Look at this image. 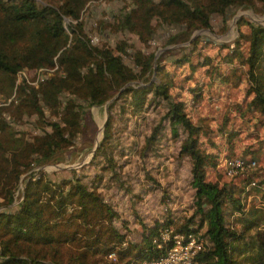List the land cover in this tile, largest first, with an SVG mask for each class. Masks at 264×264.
Returning <instances> with one entry per match:
<instances>
[{"label":"trees","instance_id":"obj_1","mask_svg":"<svg viewBox=\"0 0 264 264\" xmlns=\"http://www.w3.org/2000/svg\"><path fill=\"white\" fill-rule=\"evenodd\" d=\"M99 1L0 0V93L14 91V101L0 106V264H143L162 258L174 234L196 237V264H264V172L250 167L230 181L208 180L207 170L216 166L208 148L222 147L211 139L207 119H196L184 99L188 94L196 104L203 86L242 79L244 109L237 110L254 119L247 135L264 147V134L258 136L264 129V25L242 18L247 33L237 25L229 44L216 46L226 50L221 61L227 72L220 74L219 64L207 57L193 67L196 46L207 42L200 35L156 56L125 38L93 44L83 14ZM115 1L118 11L95 22L98 35L127 33L141 44L154 38V23L177 27L163 43L167 47L209 29L211 15L224 19L230 7L264 6V0ZM185 65L188 73L179 83L176 69ZM199 67L208 81L189 84ZM30 71L44 74L37 85L16 82L17 74ZM112 97L101 139L85 165L58 180L41 169L30 171L70 156L76 138L86 133L88 109ZM25 115L34 117L36 133L10 124H22ZM230 123L226 114L215 132L228 141L224 157L254 160L251 149L234 154L230 140L242 130L227 128ZM169 146L172 155L161 151ZM168 156L188 165L191 200L183 209L173 207L168 183L153 172ZM132 157L137 170L125 171ZM132 176L140 178L136 184ZM249 196L258 201L247 203ZM151 198L160 213L148 218L138 204ZM165 230L171 231L168 240L160 236Z\"/></svg>","mask_w":264,"mask_h":264},{"label":"rangeland","instance_id":"obj_2","mask_svg":"<svg viewBox=\"0 0 264 264\" xmlns=\"http://www.w3.org/2000/svg\"><path fill=\"white\" fill-rule=\"evenodd\" d=\"M121 4L115 0H101L99 2L92 3L88 5L87 9L84 11L83 18L85 20V27L90 33L93 44H97L100 42H105L108 44H112L116 39L125 38L131 45L136 48L142 49L144 52L153 51L154 55H158L159 52L169 49L175 48L178 46L188 45L191 40H193L197 35L207 42L204 46L201 43H198L194 50V54L192 55V64L193 67L196 65V61H200L203 57H207L212 63H218V71L220 74L227 72V66L221 61V56L225 53V49H218L216 46L219 44H229V42L236 36V26H239L240 32L243 34L247 33L246 26L241 23V19L243 18L247 22L256 23L264 25V6H262L261 10H254L250 7L247 8H235L230 7L227 9L224 19H222L218 15H211L209 20V29L205 30H197L195 33L190 36L187 42H180L173 46H164L163 43L166 37L169 34H172L176 31L177 27H173L170 25H157L155 24V36L153 39L148 41L147 43H139L137 38L131 34L127 33H109L108 31H104L102 35H98L96 31L95 22L102 17L103 19L110 18L112 14H115L120 8ZM64 22H67L65 20ZM243 48V47H242ZM190 49V47H188ZM188 49H185L184 52H187ZM218 55V56H217ZM220 59V62H218ZM124 61L127 65L131 66L130 58H124ZM168 69H173L170 66V63H165ZM235 67H238L237 63L234 62ZM188 73V67L185 65L182 68L176 69V77L179 83H183L182 78ZM44 74L40 71H30L28 73H20L17 74L16 82H20L21 79H26L29 83L37 85L36 83L40 81V78H43ZM208 78L204 72V67H199L196 69L193 74L191 83H206ZM242 88L243 81L240 79L235 85L231 84H223L221 86L212 83L210 89L205 88L203 86V94L200 102L196 104H192L191 100H189L190 96L185 94V100L188 99L186 103L188 108L194 114V117L197 119L199 117H203L207 119L208 127L210 128V133L213 134L211 139L214 143H218L221 145V149H217L209 146V151L215 153L216 155V166L213 170H207L206 178L208 180L218 179L223 181H230L233 179L232 177H228L224 174L225 164L228 160L225 158V153L227 150L228 141L224 138V135L221 136L215 135V132H218V127L220 122L222 121V117L226 114L229 119H231V123L227 128H231L234 131L240 130L241 132L237 134L235 139H231L230 141L233 143V150L235 155H239L240 153L246 152L251 149L253 152L251 154L254 157V166L257 169L258 173L264 172V147L258 148L259 142L257 137L248 136L246 127H251L254 119L245 114L243 116L239 115L237 109H244L241 101H242ZM114 97L106 101L104 104L100 106H92L88 109V116L85 119V123L87 125V130L84 135L78 136L75 140V147L71 149V155L68 154L64 156V158H59L55 163L45 164L39 167H34L30 171H37L41 169L45 174L49 176L50 179L58 180L62 177H67L72 171H75L82 165H85L91 158L94 149L96 148L98 142L102 136V124L107 116V107L108 104L113 100ZM14 101V91L10 94L5 95L0 93V106H5L10 102ZM5 118L8 120V115H5ZM107 119V118H106ZM34 117L32 115H25L22 124L14 125V121L10 122L13 127L29 131L30 133H36L37 131L31 125L33 123ZM106 121V120H105ZM105 123V122H104ZM264 134V129L259 130V138ZM204 141V138H203ZM85 145V146H83ZM88 145V146H87ZM226 145V146H225ZM208 146V145H207ZM165 154H171L174 152V147L169 146L163 148L161 150ZM137 159L132 157L130 159L129 164L125 167V171L137 170L138 165L135 163ZM148 164V163H147ZM148 167V165L146 166ZM158 172V177L161 178L163 183H168L169 188L171 189V197L174 198L175 203L173 207L178 209H183L187 207L189 201L191 200V193L186 188V179L188 177V165L186 163L176 164L172 158L169 156L166 157V160H162L160 162V168L158 170H153V172ZM140 177V173L136 172ZM26 174L21 175L20 180L18 182V186L13 202L10 207L14 208V204L18 200V195L23 187V180ZM139 177L132 176L130 179L132 184H136L139 181ZM118 197V196H117ZM151 197V196H149ZM147 200V199H146ZM148 202L143 204H138L140 212L144 215H147L148 218L159 215L160 208L154 206L156 201L154 199H148ZM256 203L258 198L255 196H249L246 199L248 203ZM145 202V201H144ZM3 207H0L2 209ZM262 225V222L259 223Z\"/></svg>","mask_w":264,"mask_h":264},{"label":"built area","instance_id":"obj_3","mask_svg":"<svg viewBox=\"0 0 264 264\" xmlns=\"http://www.w3.org/2000/svg\"><path fill=\"white\" fill-rule=\"evenodd\" d=\"M42 78H40L41 80ZM253 160H243L239 157L228 159L225 164L224 174L228 177L235 176L238 172L244 168H250L254 166ZM171 231H163L161 233L162 240H168ZM173 245L167 250L166 254L156 260L144 262L143 264H196L194 257L200 248V244L196 237L193 235H187L183 237L179 234L172 235ZM110 254L109 256H112Z\"/></svg>","mask_w":264,"mask_h":264},{"label":"water","instance_id":"obj_4","mask_svg":"<svg viewBox=\"0 0 264 264\" xmlns=\"http://www.w3.org/2000/svg\"><path fill=\"white\" fill-rule=\"evenodd\" d=\"M106 118H107V116L105 117V120H106ZM105 120H104V122H105ZM104 122H103V124H102V130H103ZM102 130H101V131H102Z\"/></svg>","mask_w":264,"mask_h":264}]
</instances>
